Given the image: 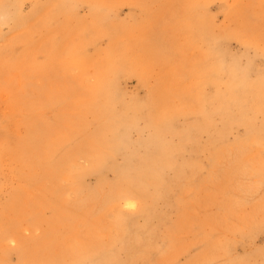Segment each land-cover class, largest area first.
I'll use <instances>...</instances> for the list:
<instances>
[{
  "label": "rangeland",
  "instance_id": "374dc122",
  "mask_svg": "<svg viewBox=\"0 0 264 264\" xmlns=\"http://www.w3.org/2000/svg\"><path fill=\"white\" fill-rule=\"evenodd\" d=\"M0 264H264V0H0Z\"/></svg>",
  "mask_w": 264,
  "mask_h": 264
},
{
  "label": "bare ground",
  "instance_id": "6f19581e",
  "mask_svg": "<svg viewBox=\"0 0 264 264\" xmlns=\"http://www.w3.org/2000/svg\"><path fill=\"white\" fill-rule=\"evenodd\" d=\"M177 112H178L179 114H181L183 111H179V110H178ZM123 199H126V198H123ZM127 204L130 205V206L132 205V204L129 203V202H128Z\"/></svg>",
  "mask_w": 264,
  "mask_h": 264
}]
</instances>
